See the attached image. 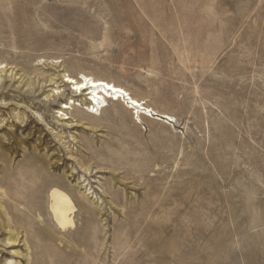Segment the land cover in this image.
Returning a JSON list of instances; mask_svg holds the SVG:
<instances>
[{
	"label": "rangeland",
	"instance_id": "1",
	"mask_svg": "<svg viewBox=\"0 0 264 264\" xmlns=\"http://www.w3.org/2000/svg\"><path fill=\"white\" fill-rule=\"evenodd\" d=\"M0 64V143L47 140L36 173L77 209L66 233L23 211L28 168L2 146L0 264H264V0H0ZM63 73L172 120L112 99L87 114L85 91L39 107Z\"/></svg>",
	"mask_w": 264,
	"mask_h": 264
},
{
	"label": "bare ground",
	"instance_id": "2",
	"mask_svg": "<svg viewBox=\"0 0 264 264\" xmlns=\"http://www.w3.org/2000/svg\"><path fill=\"white\" fill-rule=\"evenodd\" d=\"M52 63L60 64L61 66L62 61H54ZM5 67L6 66H2L0 64V69L3 70V68ZM58 72H63V70L59 69ZM37 76L40 75L37 74ZM79 76L81 77V80H79L78 78L75 79L73 76L63 73V75L61 76L62 81L60 83H57L58 86L53 88L51 96L44 97L43 100H41V102L38 103V106L44 107L46 109V107L50 106L53 100L63 98L66 91H69L71 93L74 92L73 97L77 98L78 101L79 99L78 96L82 94V92H80L79 90L86 87L87 88L86 90L88 91L84 92L85 94L82 95H86L87 98L85 99L80 98L79 100L83 103L85 101L89 102L91 108L88 107L89 108L88 110H90V112L87 110L85 113L92 114L93 112H97L98 110H101L103 107L107 106V96H108L107 92L109 91L105 90L104 94H102L101 92L102 88H106L112 90L111 96L114 97L115 95L116 100H122L123 102H125L127 108L132 109L133 111L136 109L137 110L136 113L139 112L142 113L143 111L146 114L149 113L151 116H156L159 117L160 119H164L167 121L172 120L168 115L156 111L152 108H149V106H146V103H144L143 100H139L133 97L132 95H130L129 92H127L125 88L113 83V81H107L102 78L99 79L84 74H80ZM2 81L5 82V80H0V89H1ZM65 85L69 86L67 90L61 88L64 87ZM47 86L49 85H46L44 82H42L41 85H39L38 83L37 88H35V86L30 87L29 89L30 94H32L33 96L37 94L38 96L40 93L43 92L44 88ZM0 94L3 95V92L1 91ZM3 97L5 96L3 95ZM4 105L0 106V108L4 109L5 108ZM74 105H78V104L77 102H75V99H71L69 103L61 105V110H70ZM93 109H95V111ZM56 113H58V111ZM59 113H60L59 115L61 116L63 115L62 112L59 111ZM81 113L84 114L83 112ZM21 119H22L21 123L24 122L23 120L24 118ZM64 119L66 118L65 117L60 118V120H64ZM35 123L36 125H40L39 122H35ZM25 126H26L25 124H22L21 127H25ZM30 135L32 134L29 133L26 136L28 137ZM60 138L58 139V141L62 140ZM24 140H22L20 135L11 133L9 134L8 140H6L7 142H9V144H6V146H4L5 144L3 142L0 143L1 150H2V146H4L5 151L8 150L9 152H11L9 153L11 157L9 158L7 157L5 161H14L20 158L18 163L28 168L27 171L25 170L24 172L21 173V176L23 177L21 182H24V187L20 194L15 195L14 198L15 202L20 203L21 206L23 204V208H22L23 211L31 214H37L39 215V217L40 215H44V213L46 212L50 213V217L52 220L51 222L53 223V227L56 232L63 233L67 229H74L73 227L74 216L77 209H76V197L74 196L73 192L69 188H67L63 183H61L59 180H50L51 174L49 172L47 173L46 169L41 171L42 173L41 176H39L35 170L38 166L48 167L52 163L53 157L50 158L49 155L40 154V151L44 150L42 145L44 143L46 144L47 140H40L41 142H39V144L28 143V145L26 144V142L24 143ZM20 143H24L25 146L24 145L22 146H24L26 149H23L24 151H21L22 155L18 156L17 154H19L18 153L19 149L22 150ZM61 144H63L65 147L64 142H61ZM45 148L47 149V145H45ZM18 209L20 210L21 208ZM61 258L54 260L53 263L51 264L70 263L68 261H67L68 263H66L65 262L66 260H63ZM8 264H12V263L8 262Z\"/></svg>",
	"mask_w": 264,
	"mask_h": 264
},
{
	"label": "built area",
	"instance_id": "3",
	"mask_svg": "<svg viewBox=\"0 0 264 264\" xmlns=\"http://www.w3.org/2000/svg\"><path fill=\"white\" fill-rule=\"evenodd\" d=\"M148 114V113H147ZM149 117H151V115H148Z\"/></svg>",
	"mask_w": 264,
	"mask_h": 264
}]
</instances>
